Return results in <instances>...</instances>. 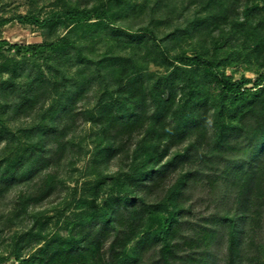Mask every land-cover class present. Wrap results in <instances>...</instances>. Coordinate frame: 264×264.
Returning <instances> with one entry per match:
<instances>
[{
	"label": "trees",
	"instance_id": "obj_1",
	"mask_svg": "<svg viewBox=\"0 0 264 264\" xmlns=\"http://www.w3.org/2000/svg\"><path fill=\"white\" fill-rule=\"evenodd\" d=\"M173 1L175 6L193 7L194 11L184 26L163 41L187 36L195 43L193 56L171 59L158 42L147 44L150 39L146 34L112 27L106 10L89 8L80 0L71 10L44 21L17 16L0 22L31 21L45 26L65 17L74 24H89L94 17L110 29L109 38L141 46L160 66L173 68L155 80L141 72L132 58H105L102 78L108 83V94L95 115L75 109L94 80L76 92L64 86L66 105L50 119L43 114L31 129L35 148L16 162L0 158V202L17 186L31 184V190L20 192L12 209L2 215L0 234H4L10 226L21 225L30 209L53 193L54 186L37 174L51 167L55 151L66 149L69 144L65 140L79 119L101 131L106 143L100 151L102 160H113L135 146L129 169L114 178L104 177L103 183L108 179L120 186L108 209L75 224L68 239L47 242L35 257L16 254L19 264H264L261 244L256 241L264 216V0ZM147 2L160 6L164 0ZM67 43L62 38L51 44L9 46L17 54L37 56L45 50L63 49ZM7 45L1 41L0 49ZM227 62L256 67L259 74L255 80L246 76L234 79L220 70ZM193 68L206 71L204 81L190 77L188 69ZM35 83L40 92L29 88L13 106L17 114L30 113L44 96L60 93L59 86L44 88L48 82L42 79ZM211 85L219 90L220 99L211 100ZM226 99L237 105L233 114ZM2 141L0 136V144ZM183 144L186 146L172 156L173 149ZM211 171L221 173L207 174ZM173 175L175 180L169 184ZM203 177L211 180L212 188L222 182L223 210L209 215L194 229L187 219L193 207L188 203ZM230 201L232 205H226ZM170 206L173 212L164 217ZM154 222L158 227L147 232ZM188 230H193L192 234H187ZM34 232L35 228L24 232L21 242L40 245L44 237ZM135 241L139 255L130 257L128 247Z\"/></svg>",
	"mask_w": 264,
	"mask_h": 264
},
{
	"label": "rangeland",
	"instance_id": "obj_2",
	"mask_svg": "<svg viewBox=\"0 0 264 264\" xmlns=\"http://www.w3.org/2000/svg\"><path fill=\"white\" fill-rule=\"evenodd\" d=\"M78 0H0V22L17 16L36 17L40 21L52 18L57 12L71 10ZM80 0V3L89 8L104 9L109 13V23L112 27L124 28L128 32L146 34L152 41L158 42L168 52L171 59L196 54L195 43L187 36L180 39L163 41L176 28L185 25L194 9L180 4L175 6L174 1L164 0L160 6L147 0ZM110 29L104 22L92 17L89 24H74L65 17L57 23L49 22L45 26L34 25L31 21H12L7 25H0V42L8 43L0 49V158L16 162L25 153L35 148L36 142L31 129L36 126L43 114L47 119L59 114L67 103L65 87L74 92L94 80L91 89L87 90L75 109L76 112L86 111L90 116L95 115L100 101L107 96L109 86L102 76L106 73L105 63H101L110 56L129 57L134 60L139 70L159 79L168 75L173 68L160 66L155 59L149 56L141 46H128L118 39L108 37ZM65 38L67 44L60 50H45L37 56L17 54L9 45L51 44ZM139 44V43H137ZM146 44V43H142ZM220 70L234 79L246 76L255 80L259 74L256 67L236 66L232 62L220 66ZM190 77L196 82L205 80L206 71L200 68L188 69ZM120 71L116 72L119 76ZM194 77V78H193ZM42 79L48 84L46 89L54 90L59 86L58 95L44 96L38 106L30 113L17 114L14 104L20 103L29 88H37L36 79ZM114 90V89H113ZM211 100H218L219 90L214 85L208 87ZM36 91V93H38ZM111 94V93H110ZM47 99L45 102L42 100ZM226 105L233 114L237 108L233 99H226ZM104 104V102L102 103ZM229 117V115H228ZM47 123V122H46ZM69 145L65 150L54 152L53 163L45 169L41 179H48L54 186L53 193L36 208L30 209V216L21 219V225L10 226L0 234V264H19L16 254L35 257L38 250L47 242L56 238L68 239L75 224L89 221L93 214L106 211L112 200L120 193V186L104 177L114 178L118 172H126L133 163L135 146L131 145L128 152L105 161L100 158V151L106 146L102 133L91 122H76L73 133L65 140ZM186 144L173 149V154L181 151ZM139 162V163H138ZM137 161V166H141ZM201 166L200 163H196ZM194 165L193 167H195ZM221 173V172H220ZM213 171L207 173L215 176ZM174 176V175H173ZM175 176L169 180L173 183ZM209 180L203 177L191 196L192 214L187 219L192 222V228L203 223L209 215L223 210V185L221 181L213 188ZM35 185V184H34ZM31 184L17 186L7 197L0 202V224L3 216L13 207L16 196L24 191L31 190ZM165 192L161 194L163 198ZM228 206L232 202H227ZM170 210V211H169ZM164 213L169 217L173 212L170 206ZM158 222L151 223L147 232H154ZM189 225H185L188 227ZM35 228L34 234H40L44 241L40 245H26L21 242L24 232ZM193 230L186 231L192 234ZM256 241L261 244V255L264 259V216L262 226L256 235ZM226 249L222 248V254ZM139 255L138 241L128 247V256ZM223 256V255H222ZM221 262L220 264H222Z\"/></svg>",
	"mask_w": 264,
	"mask_h": 264
}]
</instances>
